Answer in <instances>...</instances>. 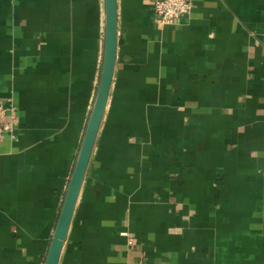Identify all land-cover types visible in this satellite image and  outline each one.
Returning <instances> with one entry per match:
<instances>
[{
	"label": "crops",
	"instance_id": "obj_1",
	"mask_svg": "<svg viewBox=\"0 0 264 264\" xmlns=\"http://www.w3.org/2000/svg\"><path fill=\"white\" fill-rule=\"evenodd\" d=\"M114 81L60 264H264V0H117ZM105 0H0V264H45L101 83Z\"/></svg>",
	"mask_w": 264,
	"mask_h": 264
},
{
	"label": "water",
	"instance_id": "obj_2",
	"mask_svg": "<svg viewBox=\"0 0 264 264\" xmlns=\"http://www.w3.org/2000/svg\"><path fill=\"white\" fill-rule=\"evenodd\" d=\"M105 4L106 38L101 83L45 264H60L114 81L118 47L122 44L118 27V2L105 0Z\"/></svg>",
	"mask_w": 264,
	"mask_h": 264
},
{
	"label": "built area",
	"instance_id": "obj_3",
	"mask_svg": "<svg viewBox=\"0 0 264 264\" xmlns=\"http://www.w3.org/2000/svg\"><path fill=\"white\" fill-rule=\"evenodd\" d=\"M193 10V0H155L154 11L160 27L174 26ZM8 109L0 102V141L12 131V123H2L7 118Z\"/></svg>",
	"mask_w": 264,
	"mask_h": 264
}]
</instances>
